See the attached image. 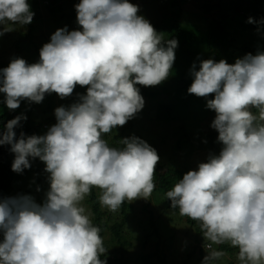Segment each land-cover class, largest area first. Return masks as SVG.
Returning a JSON list of instances; mask_svg holds the SVG:
<instances>
[{
	"label": "clouds",
	"instance_id": "clouds-1",
	"mask_svg": "<svg viewBox=\"0 0 264 264\" xmlns=\"http://www.w3.org/2000/svg\"><path fill=\"white\" fill-rule=\"evenodd\" d=\"M75 10L80 29H57L39 62L14 58L0 69L10 110L46 94L66 98L77 85L87 89L78 102L55 109L57 123L44 135L21 132L17 139L23 115L0 131V145L14 153L12 171L22 173L31 168L29 158H39L50 185L43 205L30 195L0 198V264H106L101 230L83 201L99 189L100 205L116 212L126 201L148 200L156 188L157 151L135 136L122 139L121 148L104 136L143 109L137 85L168 79L178 41L165 46L130 0H79ZM33 16L28 0H0V36ZM247 23L264 25V19ZM190 72L187 92L215 112L210 127L222 148L184 174L166 198L180 216L199 223L208 242L202 264H216L224 253L213 245L226 243L237 249L239 264H264V51L232 64L202 60Z\"/></svg>",
	"mask_w": 264,
	"mask_h": 264
},
{
	"label": "trees",
	"instance_id": "trees-1",
	"mask_svg": "<svg viewBox=\"0 0 264 264\" xmlns=\"http://www.w3.org/2000/svg\"><path fill=\"white\" fill-rule=\"evenodd\" d=\"M73 1L75 0H28L31 11L34 12L32 22L22 27L13 26L12 31L0 36V69L7 67L14 58H22L29 64L37 63L40 59V49L50 42L51 35L57 29L67 27L68 31L79 30L75 6L73 8L71 6ZM183 1L184 6L178 4L177 0H171L168 9L165 6V17L151 22L156 31L163 35L165 46L167 40L178 41L175 61L168 79L154 87L137 85L145 104L143 111L141 110L136 115L147 112L150 124L148 131L154 134L161 132L164 136L158 138L152 137L151 133L145 132L144 134L134 125L133 119L110 132V146L117 148L123 147L122 139L133 136L147 143L151 138H155L154 142L170 143L163 146V148L170 147V159L156 165V188L153 192L158 202L157 211L146 212L148 203L143 207H138L141 205L139 202L128 203L126 201L118 211L110 212L100 205L98 200L100 191L95 188L91 195L83 201V206L90 214L93 224L100 228L104 243L109 241L106 249H111L113 254L106 253L101 256V259L106 260V264H131L134 261L138 263L137 258L126 256L131 243L140 251L150 249L149 246L154 244L151 248L154 249L153 251L145 256L138 255V259L142 260L143 264H174L169 260L177 264H188L186 257L182 258L181 252H167L165 246L170 247V243L174 242H171V237L164 239L163 233L165 228H171L172 222L166 224V219L160 215V212L166 213L168 207L171 208V201L166 198V192L191 170L194 163L187 157L179 155L178 151L186 150V155L190 157V154L196 151L197 143L203 149L204 162H207L209 155H218L222 148V144L217 140L218 132L210 127L211 117L215 116V112L206 107L205 98L196 97L187 92L192 83L190 70L194 63L199 70L202 60L213 59L219 62L225 59L232 64L237 58H242L247 53L255 55L257 51H264V40L261 39V37L264 38V33L262 34L264 25L247 23L250 17L257 22L264 19V0L203 2L199 8V20L196 18L199 26L185 21L186 0ZM197 3L200 2L197 1ZM258 28L259 31H257ZM240 30H247L250 36L254 33L255 38L242 37ZM246 40L254 41L256 44L247 43ZM86 91V87L77 85L71 96L61 99L56 93L46 94L40 103L22 100L15 110L8 109L4 102L5 94L0 93V131L4 130L9 120L23 115L27 119H22L19 126L14 129L17 139L21 132H24L26 136L44 135L52 125L57 123L55 109L60 106L69 107L78 102L79 95L86 94ZM212 98L214 97L209 96L207 99ZM164 111L170 113L171 121L158 119V113ZM152 112H155V115H152ZM158 122H166L169 125L167 130L172 138H168L163 130L157 131ZM14 158L10 145H0V198L12 197L15 183L18 182L21 184L19 195H30L33 199L35 198L37 204L43 205L50 186L49 174L45 171L44 163L39 158H29L31 168L25 169L22 173H16L11 169ZM25 180L32 182V188H25L22 185ZM173 210L179 214L178 209ZM143 211L145 215L142 214ZM188 221L195 223L190 219ZM173 225L177 224L173 223ZM134 226H138V229ZM108 231H110V240L107 241L104 237ZM146 231L147 234H145ZM134 234L145 236L142 244L133 241ZM152 234H155L157 238L148 240ZM198 235L203 236L200 229ZM205 244L194 246L199 248L198 251L201 254L198 260L201 263L206 256ZM220 249L230 252L237 251L227 243L220 245ZM193 251L189 253L190 257ZM134 252L138 251L134 250ZM144 253L145 251L141 254ZM152 256H157L158 261H153Z\"/></svg>",
	"mask_w": 264,
	"mask_h": 264
},
{
	"label": "rangeland",
	"instance_id": "rangeland-1",
	"mask_svg": "<svg viewBox=\"0 0 264 264\" xmlns=\"http://www.w3.org/2000/svg\"><path fill=\"white\" fill-rule=\"evenodd\" d=\"M177 1H178V4L184 6L183 0H177ZM197 1H199L200 3H197ZM206 1L214 2L216 0H186V4L184 7L185 21L191 22L193 24H197L199 26V24L196 22V18L198 19V17H199L200 5ZM77 3H79V1H76V0L73 1V4L71 5L72 8ZM130 3L138 5V7H139V13L138 14L142 15L144 18H146L151 23L153 21L160 20V19L165 17V14H166L165 6L168 9L169 5H171V0H130ZM186 17H187V19H186ZM239 32H240L242 37L255 38V37H253L254 33H252L251 31H250V33H252L251 36L249 35V32L247 30H240ZM263 33L264 32H262V34ZM261 39L264 40L263 37H261ZM246 42L250 43V44H256L254 41H251V40H246ZM147 110H150V109H147ZM152 113H153L152 115H155V112H152ZM148 118L149 117L147 116V112H142V113H139L138 115H135V117L132 120L134 125L137 127V129L142 131L144 134H145V132L151 133L148 131V129L150 128ZM170 118H171V115L169 112L164 111V112L158 113V119L159 120H165L167 122V121H171ZM214 118H215V116L211 117L212 120ZM159 122L157 123V125H158L157 131L159 132V130L160 131L163 130L164 134L166 133V136H168V138H172L170 133L167 130V127H169V125L166 122H161V123H159ZM164 125H166V126H164ZM154 130L156 131V128H154ZM169 130H171V129L169 128ZM192 133L195 134V132H192ZM151 135H152V137L156 136L158 138H159V136H164L161 132L159 134L151 133ZM104 139L109 143V145H111L110 133L105 134ZM154 139L151 138V140H148V143L151 147H153L157 151V154L160 158L157 164H160L161 162L164 163L165 161H168L170 159L171 150H170V147L163 148V146L166 144H170V143L163 142V141L154 142ZM196 145H197V149H196V151H194L190 154L191 155L190 157L186 155V150L185 151H178L179 155L184 156L185 158L187 157L189 160L194 162L191 166V170H197L198 164L201 162H204V160H203L204 158L202 157L203 156V153H202L203 149L200 147L201 145H198L197 143H196ZM22 185L25 188H32L33 184H32V182L25 180L22 183ZM20 186H21L20 183H18V182L15 183V189L12 192V197L19 195V193L21 192V190H19ZM96 190L100 191L99 189H96ZM154 194L155 193L153 192L148 200L141 198V199L135 200L134 202H139L141 204L138 207H143L144 204L148 203V205L146 206V209H145L146 212L157 211L156 205H158V202L156 201V198H154ZM159 206L161 207L160 204H159ZM142 214L145 215L144 211L142 212ZM160 215L163 216L164 219H166V221H165L166 224H167V222H170V223L172 222L171 228L170 229L165 228L166 230L163 233L164 239L165 238L168 239V237H171L170 238L171 242H174V243H170V245H171L170 247L168 245L165 246L167 252L168 253H172L174 251L181 252L182 258L186 257L185 259H187L188 264H202L198 260V256L201 254L198 251L199 248H198V246L194 247L197 244H203V243L207 242L204 240L203 236L198 235V231L200 229L199 223L195 222V221H194L195 223H191L188 221L189 218H187V217L181 216V218H180V215L178 214V212L173 210L172 208H169V207H168V210L166 211V213L160 212ZM173 223H176L177 225L175 226V225H173ZM134 227H136V229H138V226H134ZM145 234H147V231L145 232ZM156 238L157 237L155 236V234H152L150 236V238H148V240H152V239H156ZM2 239H3V234L0 233V241H2ZM133 239H134L133 241H135L137 244H142L143 240L145 239V236L142 234L139 236L138 235L136 236L134 234ZM104 240H107V241L110 240V231L107 232V235L104 237ZM108 244H109V241L104 243L105 249L109 246ZM153 246H154V244L150 245L149 246L150 249H148V248L145 249L144 250L145 253L141 254L144 251H140L139 248H137V247L134 248V245H132V243H131V245L128 247L129 252L126 251L127 252L126 256H131V257H133V259L137 258L138 263H135V261H134L131 264H143L142 260L138 259V255H144L145 256L147 253L154 250V249H151V248H153ZM213 248H215L218 251H222L224 253L222 258L219 261H217L216 264H239V261L236 259V255H237L236 250L233 252H230L229 250L228 251L221 250L220 245H213ZM106 250H107L106 251L107 254H113L111 249L108 248ZM134 250H136L138 252L135 253ZM192 251H193V253L190 257L189 253ZM204 251L206 253L205 255H207V252H206L207 249H205V247H204ZM152 260L158 261L157 256H152ZM169 262L177 264L171 260H169ZM159 264H162V263H159Z\"/></svg>",
	"mask_w": 264,
	"mask_h": 264
}]
</instances>
